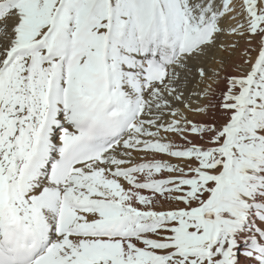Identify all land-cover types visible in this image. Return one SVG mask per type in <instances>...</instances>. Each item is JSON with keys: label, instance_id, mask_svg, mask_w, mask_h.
Listing matches in <instances>:
<instances>
[{"label": "snow or ice", "instance_id": "obj_1", "mask_svg": "<svg viewBox=\"0 0 264 264\" xmlns=\"http://www.w3.org/2000/svg\"><path fill=\"white\" fill-rule=\"evenodd\" d=\"M0 264H264V0H0Z\"/></svg>", "mask_w": 264, "mask_h": 264}, {"label": "bare ground", "instance_id": "obj_2", "mask_svg": "<svg viewBox=\"0 0 264 264\" xmlns=\"http://www.w3.org/2000/svg\"><path fill=\"white\" fill-rule=\"evenodd\" d=\"M253 55H255V53H253ZM231 70V69H230Z\"/></svg>", "mask_w": 264, "mask_h": 264}, {"label": "rangeland", "instance_id": "obj_3", "mask_svg": "<svg viewBox=\"0 0 264 264\" xmlns=\"http://www.w3.org/2000/svg\"><path fill=\"white\" fill-rule=\"evenodd\" d=\"M168 205H165V207H167Z\"/></svg>", "mask_w": 264, "mask_h": 264}]
</instances>
